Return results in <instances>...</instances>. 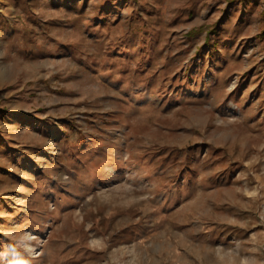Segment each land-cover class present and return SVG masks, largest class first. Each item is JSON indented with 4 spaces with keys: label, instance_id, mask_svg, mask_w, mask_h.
<instances>
[{
    "label": "rangeland",
    "instance_id": "obj_1",
    "mask_svg": "<svg viewBox=\"0 0 264 264\" xmlns=\"http://www.w3.org/2000/svg\"><path fill=\"white\" fill-rule=\"evenodd\" d=\"M0 264H264V0H0Z\"/></svg>",
    "mask_w": 264,
    "mask_h": 264
}]
</instances>
